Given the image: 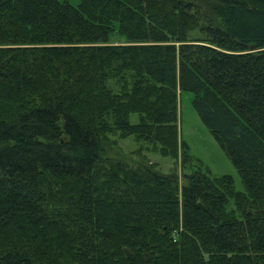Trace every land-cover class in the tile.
Masks as SVG:
<instances>
[{"label":"trees","instance_id":"1","mask_svg":"<svg viewBox=\"0 0 264 264\" xmlns=\"http://www.w3.org/2000/svg\"><path fill=\"white\" fill-rule=\"evenodd\" d=\"M183 93L244 192L106 157ZM0 264H264V0H0Z\"/></svg>","mask_w":264,"mask_h":264},{"label":"rangeland","instance_id":"2","mask_svg":"<svg viewBox=\"0 0 264 264\" xmlns=\"http://www.w3.org/2000/svg\"><path fill=\"white\" fill-rule=\"evenodd\" d=\"M59 1H67L75 7H78L82 2V0ZM114 42L120 44L118 39H115ZM109 84L111 90L115 91L120 90L122 85L118 79L110 81ZM179 95L181 98L178 126L181 153L178 159L162 156L149 142L138 141L134 136L121 138L118 134L111 137V142L106 148V157L132 165L145 163L162 174L177 173L181 180H183L184 173L200 171L209 172L210 176L214 178L230 176L234 180L235 190L244 192L242 178L237 168L196 113L193 106V94ZM139 117L136 114L132 115L131 122L138 123Z\"/></svg>","mask_w":264,"mask_h":264}]
</instances>
